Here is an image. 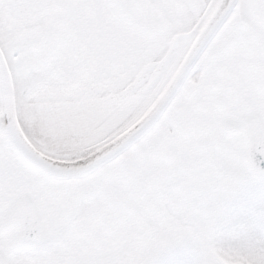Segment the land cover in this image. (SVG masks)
<instances>
[{"label":"snow or ice","instance_id":"snow-or-ice-1","mask_svg":"<svg viewBox=\"0 0 264 264\" xmlns=\"http://www.w3.org/2000/svg\"><path fill=\"white\" fill-rule=\"evenodd\" d=\"M0 264H264V0H0Z\"/></svg>","mask_w":264,"mask_h":264}]
</instances>
